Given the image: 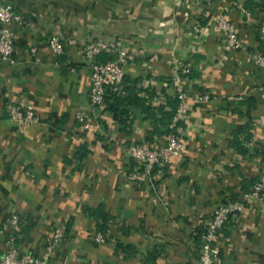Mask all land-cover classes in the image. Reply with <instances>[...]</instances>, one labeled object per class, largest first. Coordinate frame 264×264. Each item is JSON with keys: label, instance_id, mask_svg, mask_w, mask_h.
I'll return each mask as SVG.
<instances>
[{"label": "crops", "instance_id": "crops-1", "mask_svg": "<svg viewBox=\"0 0 264 264\" xmlns=\"http://www.w3.org/2000/svg\"><path fill=\"white\" fill-rule=\"evenodd\" d=\"M0 2L23 16L12 24L14 63L0 67V257L11 237L21 250L42 254L66 222L55 264H199L206 222L264 170V67L248 53H264V0ZM218 13L237 23L244 49L224 51L213 24ZM52 35L62 38V55L52 53ZM98 39L131 43L122 92L136 82V91L156 94L154 106L176 95L173 60L190 66L183 84L187 149L148 177L126 151L154 129L143 109L130 106L125 131L90 103L91 68L80 51ZM203 93L208 100L199 99ZM20 99L34 106L39 124L10 120L7 106ZM77 111L92 114V129H79ZM167 135L153 136L152 144L161 146ZM105 221L107 238L98 243ZM216 245V264H264V201L247 203Z\"/></svg>", "mask_w": 264, "mask_h": 264}, {"label": "built area", "instance_id": "built-area-1", "mask_svg": "<svg viewBox=\"0 0 264 264\" xmlns=\"http://www.w3.org/2000/svg\"><path fill=\"white\" fill-rule=\"evenodd\" d=\"M242 14L247 18L250 12L242 6ZM23 23V16L17 12L12 5L0 2V67L11 65L17 34L12 28L13 23ZM214 28L220 33L224 51L244 49L240 38L237 23L224 13L216 14L214 18ZM260 37L264 40V20L260 26ZM130 42L125 39H98L80 53L90 63V85L89 100L94 108H99L102 112H107L108 92H122V85L126 75V68L129 64ZM49 46L56 56L64 53V44L59 35H52ZM36 52V48H32ZM107 53L110 58L99 59V56ZM250 59L260 67H264V53L248 52ZM190 72L187 62L173 60V74L170 78V85L175 90L179 104L173 117V130L167 135L166 141L161 146H154L148 141H136L126 144L128 156L142 165V177L150 176L158 167L169 166L173 159L182 154L187 149V127L186 121L190 111L187 102L188 94L184 90V81ZM264 91V85L259 87ZM199 99L208 100L207 93L200 94ZM10 120L17 126L37 125L41 122L39 114L34 106L25 99L11 102L7 106ZM75 119L79 122L80 130H90L93 127L92 114L86 111H77ZM125 143L124 140L121 141ZM253 201H264V170L260 174L252 189L242 192L241 196L235 200L226 201L220 204L213 216L206 222L205 231L200 247L199 264H216L219 248L216 245L217 236L227 225L236 226L240 223L244 206ZM11 222L15 228L19 227V218L13 213ZM68 233L66 222L58 224L47 242L46 248L40 255H34L29 251H23L16 244L15 237H11L5 244V249L0 257V264H55L54 258L64 242ZM106 236L102 232H97L94 239L98 243L106 241Z\"/></svg>", "mask_w": 264, "mask_h": 264}, {"label": "trees", "instance_id": "trees-1", "mask_svg": "<svg viewBox=\"0 0 264 264\" xmlns=\"http://www.w3.org/2000/svg\"><path fill=\"white\" fill-rule=\"evenodd\" d=\"M101 59V60H107ZM191 72V70H190ZM189 74L187 75H190ZM135 83L131 82L124 87V90L127 92H108L107 95V104H108V112H110L115 120H117L121 125L123 130H127L126 121L130 118H133V112L131 110V105H135L136 107H140L146 113L147 118L151 120L154 124V129L148 135L146 141L153 143V136H161L164 134H169L174 126H173V117L176 112V109L179 104V100L177 96H169L165 98L162 103L154 106L152 104V98L156 96L153 91L145 90V94H141V89L136 91ZM132 116V117H131ZM94 214V213H93ZM105 217V215H102ZM107 222H103L100 226H98V231L102 232L107 237Z\"/></svg>", "mask_w": 264, "mask_h": 264}]
</instances>
